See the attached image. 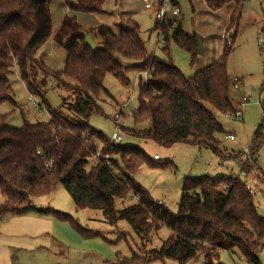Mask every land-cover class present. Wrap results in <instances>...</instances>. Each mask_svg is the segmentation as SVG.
Returning a JSON list of instances; mask_svg holds the SVG:
<instances>
[{
  "label": "trees",
  "instance_id": "obj_1",
  "mask_svg": "<svg viewBox=\"0 0 264 264\" xmlns=\"http://www.w3.org/2000/svg\"><path fill=\"white\" fill-rule=\"evenodd\" d=\"M203 1L212 10L233 3L224 29V35L229 36L225 39L222 35L219 56L186 77L168 57L169 40L189 52L193 66L199 55L198 39L185 33L177 20L166 19L167 14L153 25L162 37V58L146 51L139 25L130 16L113 28L103 24L93 27L97 39L94 43L75 15L65 14L53 34L55 42L63 45L65 60L61 70L53 71L36 59L38 49L52 34L50 0H0V104L16 105L10 84L14 68L29 94L41 98L42 103V87L48 77L73 93L67 106L69 114L64 115L60 109L50 111L46 122L24 120L15 128L7 125L8 115L0 113V192L4 198L0 216L29 211L34 207L33 197L49 194L61 184L76 208L100 210L110 225L126 220L141 238L161 226L170 230L158 249L108 264H145L165 259L187 264L197 254L203 255V264H223L219 252L224 250L247 264H261L258 253L264 245V218L256 210L254 193L248 192L239 176L186 177L177 210L172 212L152 200L133 178L141 163L154 162L139 148L114 145L88 122L93 113L100 112L95 98L105 91V76L111 74L127 84L124 73L129 66L123 60L134 61L131 67L143 72L145 78L139 76L137 107L130 115L135 124L149 121V127L130 129V134L166 148L177 143L208 148L222 159L221 163H235L244 176L261 171L257 153L264 143V102L262 121L253 132L247 152L226 154L219 148L215 134L222 131V126L211 110L222 115L236 110L228 93L226 63L232 51L229 39L235 38L243 0ZM64 3L72 12L99 13L105 0ZM39 75L43 79L39 80ZM62 76L72 78L75 84L68 85ZM98 151L108 158L96 157ZM129 193L137 203L116 211L115 199ZM36 210L68 223L82 238L102 236L70 214L50 208Z\"/></svg>",
  "mask_w": 264,
  "mask_h": 264
},
{
  "label": "rangeland",
  "instance_id": "obj_2",
  "mask_svg": "<svg viewBox=\"0 0 264 264\" xmlns=\"http://www.w3.org/2000/svg\"><path fill=\"white\" fill-rule=\"evenodd\" d=\"M147 3L150 8L145 7L143 0H105L102 10L107 13L98 16L96 13L72 12L65 6L64 0H50L52 34L38 49L36 59L42 60L50 70L59 71L63 68L65 51L62 44L55 42L53 34L65 14H74L77 22L88 29L85 31L94 43L96 42L90 27H95L100 22L114 27L130 16L139 25V37L146 51L160 58L165 57L161 51L162 37L157 30H153L155 13L161 5H164L167 11L166 19L177 20L185 33L194 34L202 40L203 52L198 55L192 66L189 52L180 48L170 38L168 57L184 76H192L219 56L223 43L222 35L233 3L217 10L210 9L203 0H147ZM173 7L178 9L177 16H171ZM108 13H114L113 21ZM225 35L224 38L227 39ZM229 40L232 51L227 57V75L231 79L237 77L239 87L235 89L230 79L228 93L237 108L243 97L247 98L248 102L242 107L241 117L222 115L211 108L222 126V131L216 133L215 137L219 141V148L223 152L226 151V154L233 151L247 152L253 132L262 121L264 0H243L235 38ZM123 61L129 66L124 73L128 83L122 84L113 75L107 74L103 80L105 91L95 98L100 112L93 113L88 122L93 129L108 139H111L113 134L119 135V145L139 148L154 162L141 163L133 173L134 180L149 192L151 199L161 202L175 212L186 177L237 175L255 188L253 201L258 214L264 218V178L261 174V171L264 173V143L257 153V164L261 171L244 176L239 173L235 163L229 160L225 164L221 163L222 159L208 148H198L187 143H177L166 148L130 134V129L142 130L149 127V121L135 124L130 115L137 107L139 76L144 79L145 74L131 67L134 61ZM38 79L43 77L39 75ZM62 80L70 86L75 84V81L67 76H62ZM10 84L16 105L7 102L0 104V113L8 115V126L19 128L24 120L30 123L46 122L49 112L57 109L64 115L69 114L67 106L73 100L71 88L61 87L54 78H46L42 87L45 103L32 94L29 100V92L15 68L10 76ZM120 103H125L126 106L116 123L114 116L119 111ZM228 135H232L234 139H228ZM154 155L158 156L157 160H153ZM166 161L170 163L163 165ZM3 200L0 192V203ZM135 203L136 197L129 193L124 198H116L114 207L116 211H121ZM32 204L34 207L23 214L0 216V264H108L117 258L127 259L132 255H143V252L158 249L171 234L167 227L161 226L146 238H141L126 220H119L115 225H110L100 210L76 208L61 184L49 194L33 197ZM36 208H50L70 214L82 226L100 232L102 236L82 238L68 223L59 221L50 214L40 213ZM258 257L261 264H264V245L259 250ZM219 260L223 264H247L240 256L225 250L219 252ZM145 264L178 263L165 259ZM187 264H203V255L197 254Z\"/></svg>",
  "mask_w": 264,
  "mask_h": 264
},
{
  "label": "built area",
  "instance_id": "obj_3",
  "mask_svg": "<svg viewBox=\"0 0 264 264\" xmlns=\"http://www.w3.org/2000/svg\"><path fill=\"white\" fill-rule=\"evenodd\" d=\"M143 1L145 2V7H146V8H150V5L147 3V0H143ZM166 14H167V11L165 10L164 5L158 6V8H157V10H156V13H155L156 19H157V20H162V19L166 16ZM177 15H178V9H177L176 7H173V9H172V11H171V16H177ZM237 80H238V79H237L236 77L233 78V82H234V83H233V86H234L235 88L237 87ZM31 98H32V95L29 94V100H31ZM247 102H248V99L245 98V97H243L242 100H241V102H240L239 108L236 109V110L234 111V113H233V114H230V115H231V116L233 115V116H235V117H241V115H242V107H243ZM34 106H35V104H34ZM125 106H126L125 103H120V104H119V111H118V113L114 116V120H115L116 123H118L119 118H120V116H121V114H122V110L125 108ZM230 115H227V116H230ZM227 138L230 139V140H233V139H234L232 135H228ZM120 140H121V137H120L119 135H117V134H113L112 137H111V139H110V141H111L114 145L119 144ZM96 157H100V158L103 157L104 159H107V158H108V155H107V154H103V155H102V154L100 153V151H98V152L96 153ZM153 159L157 160V159H158V156H157V155H154V156H153ZM222 163L225 164V163H227V161H223ZM252 187H253V186H249V185L247 184V190H248L249 193H254V192H255V188H254V187L252 188Z\"/></svg>",
  "mask_w": 264,
  "mask_h": 264
},
{
  "label": "crops",
  "instance_id": "obj_4",
  "mask_svg": "<svg viewBox=\"0 0 264 264\" xmlns=\"http://www.w3.org/2000/svg\"><path fill=\"white\" fill-rule=\"evenodd\" d=\"M103 13H107V12H104L103 10H102V12H99V13H96L98 16H100L101 14H103ZM108 14H110V13H108ZM104 16V15H103ZM109 17L111 18V20L113 21V17H114V13L111 15H109ZM98 24H103V22H100V23H98ZM104 25V24H103ZM108 25V24H107ZM106 24H105V26H107ZM109 27V26H108ZM91 29L93 28V27H90ZM110 28H113V26H111ZM83 30H88V29H86V27H83L82 28ZM93 32V35H94V41H97V39H96V33L94 32V31H92ZM227 71V70H226ZM228 78H229V81H230V76H228ZM237 78V77H236ZM238 81V80H237ZM231 82H233V78L231 79ZM239 82V81H238ZM238 82H237V87L235 88L234 86V88L235 89H238V87H239V85H238ZM234 83V82H233ZM232 83V84H233ZM242 100V99H241ZM241 100H240V102H241ZM232 101V100H231ZM240 102H239V105H240ZM233 103V102H232ZM233 106L235 107V109H238L239 108V106H238V108L233 104ZM263 178H264V176H262Z\"/></svg>",
  "mask_w": 264,
  "mask_h": 264
},
{
  "label": "water",
  "instance_id": "obj_5",
  "mask_svg": "<svg viewBox=\"0 0 264 264\" xmlns=\"http://www.w3.org/2000/svg\"><path fill=\"white\" fill-rule=\"evenodd\" d=\"M198 39V54H201L203 52V46H202V40L197 37Z\"/></svg>",
  "mask_w": 264,
  "mask_h": 264
}]
</instances>
